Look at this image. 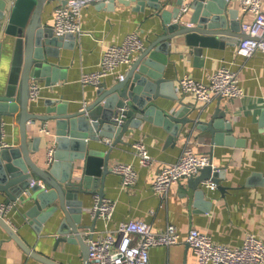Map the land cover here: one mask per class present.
<instances>
[{"label": "crops", "instance_id": "crops-1", "mask_svg": "<svg viewBox=\"0 0 264 264\" xmlns=\"http://www.w3.org/2000/svg\"><path fill=\"white\" fill-rule=\"evenodd\" d=\"M178 0H163L164 7L173 9ZM113 3L114 9L109 7ZM54 0L46 3L43 19L53 23ZM125 5L121 0H111L108 3L93 2L86 5L82 14L83 32L76 34L72 47H61L59 56H50L48 60L61 69L59 80L46 85L44 80L40 95L31 100V111L44 112L45 100L58 98L67 102L69 111L77 110L85 104L89 105L97 97V86L85 85L81 81L84 71L96 69L102 52L111 43L121 42L125 35L137 31L145 39L146 45L163 31L164 22L161 14L146 6L145 10H134L133 6ZM232 5L239 9V17L243 10L237 1ZM264 9V0H263ZM192 8L184 17L190 16ZM252 20L253 14L244 16ZM238 44H228L225 48H207L206 61L203 66L194 64L192 49L183 37H177L171 48L172 61L167 65L165 76L175 82V91L179 96L196 106L190 116H200L210 119L220 104L228 108V119L233 122L232 134L244 140V146L217 144L209 131L197 128L194 123H188L178 134L167 130L162 125L145 120L143 123L124 134L126 142L113 146L110 166L116 161L132 162L139 172L135 185L123 187L121 176L111 171L105 178V196L116 202L112 219L106 224L98 218L95 230L101 232L106 226L114 227L121 220L129 218H144L155 230H163L169 223L177 226L180 241L171 245H157L151 248V264H199L197 253L187 242V236L192 227H197L210 234L217 242L230 246L243 244L247 234L255 233L264 239V132L260 131L258 116L264 106V52L259 51L246 58L237 53ZM138 55V54H137ZM136 55V56H137ZM222 64H228L239 72L245 96L239 99L217 97L209 104L197 101L179 88V78L191 75L207 80ZM130 65L123 66L127 73ZM108 83L115 81L114 76H108ZM156 103L163 108L178 106V101L160 96ZM18 113L14 116H0V124L4 123L6 141L17 146L21 135L18 123ZM40 123L29 130L32 141L37 134L42 136L40 152H33L34 159L46 166V148L49 139L55 138V127L52 121L48 126L52 130L47 135L40 130ZM227 131L226 133H228ZM107 138L92 140V146L107 150L111 143ZM199 154H209L216 166H226L227 176L220 183L227 187L207 189L206 198L211 200L209 206L201 203L196 205L190 196V177H184L173 184L165 198L160 197L153 189V182L158 170L168 162H173L180 156L187 140ZM137 142H144L154 163L143 166L138 161ZM255 173H257L255 175ZM5 192L0 191V204L8 201ZM84 201V223L91 224L94 215L90 211L95 194L87 195ZM30 203H16L6 214V218L16 228L19 234L36 250L47 254L63 264H84L80 244L62 241L56 248L59 216L45 223L43 230L37 232L26 214ZM0 264H44L27 254L0 225Z\"/></svg>", "mask_w": 264, "mask_h": 264}, {"label": "water", "instance_id": "water-1", "mask_svg": "<svg viewBox=\"0 0 264 264\" xmlns=\"http://www.w3.org/2000/svg\"><path fill=\"white\" fill-rule=\"evenodd\" d=\"M49 1L0 0V116L18 113L21 135L19 145L0 148V191L7 194L8 201L30 203L26 214L37 232L55 214L60 215L56 248L62 241L80 244L83 263L87 264L89 245L82 230L95 229L99 211L91 224H85L84 198L98 194L101 201L105 197V178L112 171L111 151L116 144L126 142L127 131L148 120L178 134L191 122L209 131L217 144L244 146V140L231 132L233 122L228 119V108L219 104L210 119L190 116L196 106L179 96L174 80L166 77L165 71L172 61L171 48L177 37H183L192 49L194 64L203 66L207 48L239 44L249 34L243 30L239 9L232 0H192V13L183 20L177 19L181 0L173 9L165 8L163 0H121L127 6L135 2L134 10L150 6L164 22L163 31L138 53L125 78L104 81L97 88V97L77 110L69 111L67 102L48 98L44 112L31 111V81L56 83L61 69L48 57L59 56L60 48L72 47L76 39L75 33L56 35L53 25L44 21ZM109 7L115 8L111 2ZM160 96L177 100L178 106H159L156 99ZM49 121L55 127L56 151L54 160L44 166L32 155L40 152L42 136L37 134L31 141L29 130ZM258 124L264 132V106ZM102 137L113 138L107 150L92 146V140ZM226 176V166L214 165L212 158L198 174L190 176V196L196 205L212 203L206 198L203 180L212 179L225 191L228 186L220 181ZM33 179L35 183L30 186ZM0 225L33 258L44 264H63L31 246L1 213Z\"/></svg>", "mask_w": 264, "mask_h": 264}, {"label": "built area", "instance_id": "built-area-1", "mask_svg": "<svg viewBox=\"0 0 264 264\" xmlns=\"http://www.w3.org/2000/svg\"><path fill=\"white\" fill-rule=\"evenodd\" d=\"M53 29L56 35L67 33L80 34L82 28V14L86 5L93 2L108 3L111 0H54ZM237 1L242 10V28L248 38L241 39L237 46L240 56L249 58L259 51L264 52V9L263 0H233ZM177 19L183 20L184 15L191 10L192 0H181L178 4ZM253 14L252 20L244 18ZM146 47L145 39L137 31L127 33L121 42H115L104 48L99 65L96 69L84 71L81 81L85 85H101L108 76L115 80L125 78L123 66L130 65L136 55ZM42 84L34 79L31 81V100L40 95ZM179 88L187 95L205 104L211 103L217 97L232 99L243 98L246 94L241 83L239 72L228 64L219 66L207 80L198 79L191 75L179 78ZM86 104L84 105V107ZM40 130L47 135L52 134L48 123L40 126ZM4 123L0 124V148L11 145L6 141ZM111 143V139L107 138ZM190 138L187 140L180 156L173 162L165 163L157 172L153 182V189L160 197L165 198L171 186L183 179L200 172V169L211 161L209 154L195 152ZM138 161L143 166H152L154 160L144 142L134 144ZM56 140L49 139L46 148V162L51 163L55 158ZM112 171L121 176L123 187L136 184L139 172L132 162L116 161L111 164ZM35 183L31 181L30 186ZM202 186L209 190L218 188V183L212 179L202 181ZM29 190V189H28ZM25 191V193L28 192ZM21 202L6 201L0 204V213L6 217L8 211ZM116 202L110 197L95 194V202L91 208L93 215L99 211L98 217L106 224L112 219ZM98 232L95 229L84 228L82 236L89 245L87 264H151V248L157 245H171L180 241V233L175 224L169 223L163 230H155L152 224L144 218H129L121 220L114 227L106 226ZM187 242L197 253L199 264H264V239L255 234H247L240 246H230L217 242L213 237L192 227L187 236Z\"/></svg>", "mask_w": 264, "mask_h": 264}]
</instances>
